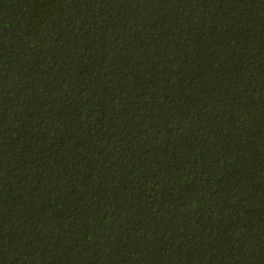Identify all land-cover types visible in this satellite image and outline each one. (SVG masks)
<instances>
[{"label": "trees", "instance_id": "trees-1", "mask_svg": "<svg viewBox=\"0 0 264 264\" xmlns=\"http://www.w3.org/2000/svg\"><path fill=\"white\" fill-rule=\"evenodd\" d=\"M0 264H264V0H0Z\"/></svg>", "mask_w": 264, "mask_h": 264}]
</instances>
